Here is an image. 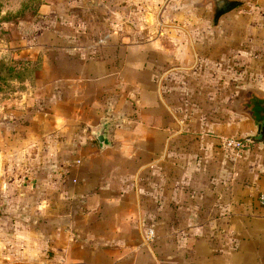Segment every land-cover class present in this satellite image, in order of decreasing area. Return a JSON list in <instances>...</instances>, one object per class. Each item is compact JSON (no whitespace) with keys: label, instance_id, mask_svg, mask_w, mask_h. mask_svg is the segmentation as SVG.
<instances>
[{"label":"crops","instance_id":"crops-1","mask_svg":"<svg viewBox=\"0 0 264 264\" xmlns=\"http://www.w3.org/2000/svg\"><path fill=\"white\" fill-rule=\"evenodd\" d=\"M229 11L218 15L214 25ZM170 20L178 24L175 17ZM183 29L168 33L180 42L160 49L165 62L164 68L159 64L158 90L144 89L138 118L130 111L134 99L126 96L116 105L118 114L127 117L124 122L133 119L132 126L111 135L113 140L102 119L91 132L94 139L106 122L102 149L95 139V144L74 146L78 162L60 182L66 210L46 211L26 223L0 224V264H264V218L257 205L264 192V141L256 139L264 121L262 26L256 25L253 49H248L251 39L246 35ZM186 39L206 44L185 49ZM85 61L79 65V79L75 66H63L64 112L58 120L79 116L83 100L75 105L71 99L76 86L94 96L98 84L112 82L117 72L97 58ZM247 71L255 73L254 83L247 82ZM241 90L253 92L248 102L254 115L249 118L240 107L247 103L246 95L240 99ZM57 102L52 99L48 105ZM93 104L100 107H87L88 119L92 112L101 118L108 114L96 99L88 101ZM139 118L140 131L133 126ZM141 131L144 138L136 139ZM229 138L251 142L237 151L223 145ZM48 146L53 150V142ZM113 154L120 163L111 159ZM141 211H157V222H145ZM167 215L173 223H166Z\"/></svg>","mask_w":264,"mask_h":264},{"label":"rangeland","instance_id":"rangeland-1","mask_svg":"<svg viewBox=\"0 0 264 264\" xmlns=\"http://www.w3.org/2000/svg\"><path fill=\"white\" fill-rule=\"evenodd\" d=\"M219 1L223 0H0V224L26 223L31 217L41 219L46 211L66 210L68 199L61 198L64 187L60 182L78 162L74 146L95 144L91 132L99 129L102 119L107 122L110 137L119 136L122 128L132 126L133 119L124 122L127 117L118 114L121 109L116 105L120 98L134 99L130 111L138 118L144 89L158 90L162 70L159 64L164 68L165 62L160 49L174 48L180 42L168 33L184 32V27L195 33L202 28L230 32L232 38L242 34L251 39L247 47L253 49L256 25L262 26L263 32H259L264 34V23L260 24V7L264 4L259 0H232L239 5L220 16L214 25V3ZM200 16L202 26L198 22ZM174 17L179 25L170 20ZM201 42L206 44L203 40L186 39L182 46L197 48ZM87 49L94 50V54L84 52ZM85 57L112 65L117 72L112 82L98 84L94 96L86 95V87L76 86L71 99L75 105L83 100L81 111L74 121L63 122L57 119L64 112L63 66H75L79 79V65L86 63ZM153 67L154 71L150 70ZM254 77V72H246L247 82L254 83ZM109 90L113 94L108 95ZM244 95L247 103L240 107L249 118L254 115L253 105L248 102L253 92L243 94L241 90L240 99ZM108 96L114 99L108 100ZM52 99L58 101L55 107L48 105ZM92 99L109 111L106 116L101 118L98 112L96 116L92 112L87 118L88 110L100 107L88 105ZM27 116L29 120L23 118ZM31 116L35 118L30 119ZM138 120L133 126L140 131L142 119ZM134 137L144 138L142 131ZM130 138L132 141L133 135ZM50 142L54 146L51 151ZM119 158L113 154L111 159L120 163ZM158 214L141 211V219L157 222ZM166 223H173V216L167 215ZM151 233L155 235L153 229Z\"/></svg>","mask_w":264,"mask_h":264},{"label":"water","instance_id":"water-1","mask_svg":"<svg viewBox=\"0 0 264 264\" xmlns=\"http://www.w3.org/2000/svg\"><path fill=\"white\" fill-rule=\"evenodd\" d=\"M238 5H239L238 2L231 1L227 4V10L226 11H229L232 8L237 7ZM217 17H218V15H216L214 18L216 19ZM105 129H106V122H102L100 130L96 133H93V137L96 140L99 148H101V149L104 147V144H105ZM263 136H264V121L257 126V137H256V139L261 141L263 139Z\"/></svg>","mask_w":264,"mask_h":264},{"label":"built area","instance_id":"built-area-1","mask_svg":"<svg viewBox=\"0 0 264 264\" xmlns=\"http://www.w3.org/2000/svg\"><path fill=\"white\" fill-rule=\"evenodd\" d=\"M264 141V136H263ZM250 139H233L229 138L223 142V145L229 149L242 150L250 144ZM257 205L259 208L260 215L264 218V192L259 193L257 197Z\"/></svg>","mask_w":264,"mask_h":264},{"label":"flooded vegetation","instance_id":"flooded-vegetation-1","mask_svg":"<svg viewBox=\"0 0 264 264\" xmlns=\"http://www.w3.org/2000/svg\"><path fill=\"white\" fill-rule=\"evenodd\" d=\"M230 1L232 0H223L222 2L219 1V2H216V4L214 3L215 9H216L215 16L220 15L221 13H224L227 10V4Z\"/></svg>","mask_w":264,"mask_h":264},{"label":"trees","instance_id":"trees-1","mask_svg":"<svg viewBox=\"0 0 264 264\" xmlns=\"http://www.w3.org/2000/svg\"><path fill=\"white\" fill-rule=\"evenodd\" d=\"M39 9H40V6L38 5L37 7H36V10L39 12ZM252 140H254L255 142L257 141L255 138H253ZM263 140V139H262ZM261 140V141H262Z\"/></svg>","mask_w":264,"mask_h":264}]
</instances>
